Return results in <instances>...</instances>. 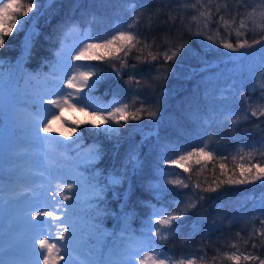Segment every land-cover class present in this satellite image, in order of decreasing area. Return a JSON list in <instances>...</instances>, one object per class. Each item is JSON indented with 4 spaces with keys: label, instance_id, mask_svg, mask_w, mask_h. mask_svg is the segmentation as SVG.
<instances>
[{
    "label": "trees",
    "instance_id": "16d2710c",
    "mask_svg": "<svg viewBox=\"0 0 264 264\" xmlns=\"http://www.w3.org/2000/svg\"><path fill=\"white\" fill-rule=\"evenodd\" d=\"M159 1L147 0L145 16L157 8L163 9L165 13L175 8L174 0H171L170 4ZM98 2L97 8L92 6L88 9L94 7L100 15L97 22L105 25H110L111 22L107 16L110 9H127L128 6L126 0ZM228 2L231 4L234 0ZM245 2L251 7L259 3V0ZM88 3L86 0H41L42 7L29 13L23 30H14L11 35L5 37L6 44L0 48V188L2 179H17L34 186L47 176L52 184V178L58 172L63 174V183L78 181L79 186L74 190L76 199L63 201L60 196V200L68 204L69 209L72 205H77L78 208L71 217L82 220L84 229L89 230L88 237L82 241L85 246L84 253L92 256V260L87 264H120L119 254L115 251L116 241L128 240L129 237L146 238L151 227L150 222L154 223L155 220L154 213L166 211L170 214L178 205L183 206L189 197L198 199L200 190L194 188L195 183H200L203 188L213 183L217 177L226 179L221 175L220 163L226 165L224 171L229 175L233 173V169L235 174L239 175L240 169L235 165L240 161L237 159L233 162L231 157L238 153L241 146L264 136V117H251L249 113L248 120L241 119L233 126L231 121L236 116H244L245 105L241 103L240 94H235L234 100L221 108V104H216L219 93L212 92L211 87L214 85L211 82L223 80L228 76L237 78V82H240L246 74L253 77V81L260 78V72L264 69L260 67L259 46L242 50L247 54L238 58L237 53L230 52L219 44H213L205 36L192 35L185 26L189 15L194 13L192 11L184 14L185 24H181L179 20L175 24L171 21L164 23L168 17L161 15L154 22L150 32L146 30V19L142 16L139 24L142 38L147 36V42L151 43L152 37H155L161 53L167 47L163 43L165 35L173 43L178 44L181 40L186 42L185 47L173 61L165 62L161 56L151 64H139L135 56L140 53L133 50L125 58L129 67L121 69L120 76L111 70L105 83L94 89L90 96L102 101L105 99L101 94L102 90L121 85L122 89L131 91L129 111H135L142 100L146 106H152L153 110L158 112V119L142 116L138 121L129 120L117 134L111 136L89 124H81L77 133L67 141L59 132L50 134L65 143L44 142V145L37 147L38 141L34 139L32 130L42 115L40 97L43 95L47 100L49 96L44 94L60 85L61 73L54 62L56 50L61 44V33L68 21L75 18L74 15L78 14L82 7L88 6ZM142 7H145L143 3L138 4L136 11L140 12ZM225 18L230 19L228 16ZM217 19L218 17L213 18L214 21ZM192 24L194 32L195 22ZM215 28L216 24L213 22L209 25L208 34H212ZM224 36L221 28V36L217 39ZM26 38L30 42V54L24 53ZM243 38L251 40L252 35L246 33ZM230 39L235 43L234 32ZM149 50L156 52L153 47L145 49L144 55H147ZM132 64H137L134 73L130 68ZM161 67L166 68L167 72L157 73L155 69ZM130 75H135L136 79L141 81L139 87L135 83H125ZM156 76L164 78L153 80L152 77ZM208 80L211 89L205 92L207 95L204 96L201 89L208 84ZM145 81L152 86L148 87ZM119 88L117 87V92H120ZM246 92L248 97L252 96ZM254 93H258L255 100H259L252 103L249 98L253 106L264 105V99H260L261 89L258 88ZM133 100H136L134 106ZM77 115L78 118L64 114L68 121L67 130L75 126L77 120L91 119L90 116L81 118ZM62 125L60 123L58 126ZM59 127L56 128L63 131ZM77 136L80 138L77 139ZM197 136H204L206 140L211 138L208 150L213 151L214 147L218 146L219 150L215 152V156L226 159H214L203 168L193 161L189 167L190 172L184 171L181 178L190 185L188 188L169 184L161 194H156L151 182L154 179L153 163L159 144L177 141L187 146L193 144ZM73 140L75 143H71ZM94 148H99L100 153L94 161L89 162L90 152ZM245 151H248L247 147ZM130 156H135L136 160L130 162ZM259 160L260 157L257 156L253 163ZM136 161L138 164L134 168ZM189 175L191 180L185 179ZM113 177H121V183L109 185ZM105 185L108 187L103 193V200H96L92 194L93 187ZM64 194L71 196V192L66 190ZM21 195L9 197L0 193V203L15 212L16 210L10 207L23 198ZM57 195L59 196L58 192ZM206 197L178 222V235L159 242V250L173 259L189 254L199 258L200 255L206 254L204 264H232L226 259L220 260L216 249L219 248L221 254L231 251L227 245L235 240L245 255L251 252L264 259V248L258 246L253 249L251 241L247 246L243 243V239H248L253 227H261L259 218L254 223L251 218L260 217V209L264 206V183L257 181L252 184L222 185L218 192L206 194ZM94 206L106 209L100 220L91 219ZM93 224H99V230L94 229ZM0 228L22 229L20 225L5 223L2 216ZM151 231L154 232L155 229L151 228ZM237 232L243 239L236 237ZM255 239L259 245L260 238L257 236ZM0 240L5 241V246L0 251V264H16L19 259L30 261L32 245L16 248L7 241L3 232H0ZM26 255L30 258H25ZM213 257L217 259L213 261ZM168 264H172V260H169Z\"/></svg>",
    "mask_w": 264,
    "mask_h": 264
},
{
    "label": "snow or ice",
    "instance_id": "6c2138e0",
    "mask_svg": "<svg viewBox=\"0 0 264 264\" xmlns=\"http://www.w3.org/2000/svg\"><path fill=\"white\" fill-rule=\"evenodd\" d=\"M162 2H171V0H162ZM175 8L169 9L167 13L163 9L157 8L155 11L147 13L145 16V8L147 5V0H126L127 9L126 11L132 13L130 19L125 22L118 24L109 33L104 36L96 37L95 39L89 37L87 43H83L82 46L76 45L78 48L75 55L69 54L68 64L66 66V73L60 79L59 88L45 93L50 98L45 100L43 95L40 97V107L42 109L41 118L36 122V138L42 142H56L65 143L64 141H59L58 137L50 135L52 133L59 132L61 136H65L67 141L69 137L77 133L78 128L81 124H89L94 129H98L106 135L111 136L112 134H117L119 129L124 127L129 120L138 121L142 116H146L149 119H158V112L153 110L152 106H146L145 101H140V106L135 109V111H129V105L123 103L122 101H117L111 106L109 110L108 105H102L94 102L92 97L89 95L96 86L104 79V75L101 73L99 64H92L91 61H101L108 62L110 68L115 70L117 76H120L121 69L128 68L126 57L135 50L139 55L135 56L136 61L139 64H151L153 61H157L158 58L162 56L165 62L173 61L178 53L185 47L186 42L180 41L178 44L173 43L167 35L163 38V43L167 45L165 50L161 53L159 51L160 45L156 43V38L152 37V42L148 43V37L143 36L139 28V24L142 16L146 19L145 28L147 31H151L154 22L161 16L167 15L168 20L164 23L171 21L175 24L177 20L181 24H185V13L192 11L195 14L191 15L185 25L187 30L194 36H205L207 40L211 41L213 44H219L224 49L230 52L237 53L238 58L246 55V51L253 49L257 46L260 48L261 52V65L260 67L264 69V0H259V3L253 4L251 7L245 0H234L233 3H229L228 0H195V3H187L186 0H174ZM143 3L145 7L141 8L140 12L136 11L137 5ZM42 7L41 0H0V48H3L6 44L5 37L11 35L13 31L20 32L23 30L24 25L28 22L29 13L33 10H39ZM175 13V14H174ZM228 16L230 19H226ZM214 17H218L217 20H213ZM97 18L93 15V22ZM192 22H195V31H192ZM215 22L216 28L212 34H208L209 25ZM221 28L225 33L223 38L219 40L217 37L221 36ZM76 26L72 25L69 31H75ZM235 33V43L232 42L230 37L232 33ZM246 33L252 35V39L249 40L245 37ZM98 41V42H97ZM29 40L26 38L24 44V53L30 54ZM156 48V52L153 53L151 50L144 55L145 49ZM23 54V53H22ZM71 61H83L84 63L72 64ZM119 62V67L117 63ZM132 72L134 73L137 64H132L130 66ZM95 69V70H94ZM157 73L167 72L166 68L155 69ZM70 73V74H69ZM161 76L152 77L153 80H159ZM127 84L135 83L138 87L141 85V81L136 79L135 75H130L128 80L125 81ZM148 87L152 85L147 81L144 82ZM257 83L261 89L260 99H264V71L260 72V78L257 79ZM68 89L69 91H66ZM87 89V91H84ZM241 103L245 105L244 116H236L235 119L231 121L233 126L237 125V122L241 119L248 120L249 113L251 117H264V105L253 106L250 102L249 97L244 93H240ZM136 100H133V106ZM77 105H81L80 111H86L88 107L94 110L88 113L90 117H99V123L95 119H88L85 121L77 120L75 126L68 129L66 132L60 131L58 128L54 127L57 121L62 124L67 123V118L64 116V110L66 108L74 109ZM118 105V106H116ZM227 119V117H226ZM44 133L41 136L40 133ZM80 137L77 136V139ZM210 141L204 140L201 142L200 146L191 148L190 151H181L175 156V159L169 158L164 161L168 165H176L185 172H190V168L185 167L193 161L195 164L205 167L209 161L214 159L224 160L225 157H216L215 152L219 150L218 146L214 147L213 151H209ZM75 143V140L71 141ZM248 151H245V148ZM100 153L99 148H94L90 152V160L94 161ZM259 156L260 160L253 163L255 157ZM232 160L235 162L239 159L240 163L236 164L235 167L240 169L239 175L235 174V169L233 173L229 175L224 171L226 165L220 163L219 167L221 170V175L225 176L226 179H221L219 177L213 183L207 185V187H201L200 183H195L194 188L199 189L198 199L188 198L184 202L183 206L178 205L175 210L170 214L166 211H157L154 213V223L150 222L151 227L149 229V234L146 238L137 239L136 237H129L128 243L124 247L123 259L120 264H168L169 260H172V264H204L205 255L189 254L187 256H181L179 259H173L168 257L165 253L160 251L161 248L160 241H166L169 238H174L179 234V221L181 218L185 217L190 210L195 209L200 201L205 200L206 194L216 193L221 189L222 185H242V184H252L257 181L264 183V136H261L259 140L250 142L243 145L238 150L236 155H232ZM135 156H130L129 161H135ZM138 161L133 164L135 168ZM179 176L181 174L176 173ZM213 175H215V170H213ZM185 179L191 180V175ZM121 177H113L109 181V185H118L121 183ZM168 183L183 188H188L190 185L185 183L184 179H172ZM79 186L78 181L76 183L65 181L62 185H57L59 196H62L63 201H72L76 199L75 189ZM94 186L92 190L93 197L96 200H103V193L105 188ZM71 192V196L65 195L64 191ZM50 199L55 202L52 210L41 211L36 210L32 213V219L37 217H48L50 222L58 224V234L53 237L51 235L45 234L42 238L36 239L35 243L39 244V250L35 247L32 249L36 260L32 264H60L63 261L64 264H73L71 255L69 253V248L71 247L70 238L75 237L76 228L69 222L68 212L70 211L69 205L64 204L57 198V192H53ZM58 211H63L64 218L57 215ZM92 211L94 215L91 217L93 220H100L102 216L106 213V209L94 206ZM259 218V223L261 227L259 229L253 227V229L248 234V239H243L240 237V233L237 232L235 235L239 239H243L245 246L251 241V247L256 249L258 246L264 248V206L260 209V217H252L251 221L254 223L255 220ZM39 222V221H38ZM215 223V221L213 222ZM94 229L99 230V224H93ZM151 228L155 231L152 232ZM259 237V245L256 243V237ZM227 247L231 251H224L221 254L219 248L216 249L217 257L220 260L226 259L232 262V264H264V259L259 256L253 255L251 252L244 254L241 252L239 245L235 240L231 241ZM64 251V255H60L61 251ZM202 251V250H201ZM164 258H161V257ZM213 257V261L217 259ZM5 264V262H4ZM81 264H86V262H81Z\"/></svg>",
    "mask_w": 264,
    "mask_h": 264
},
{
    "label": "rangeland",
    "instance_id": "374dc122",
    "mask_svg": "<svg viewBox=\"0 0 264 264\" xmlns=\"http://www.w3.org/2000/svg\"><path fill=\"white\" fill-rule=\"evenodd\" d=\"M90 1H92V0H86V2H90ZM216 1H218V0H216ZM186 2L187 3H195V0H186ZM204 2L207 3V0H204ZM159 3L164 4L167 2H161V0H160ZM170 3L171 2H168V4H170ZM82 10L83 11H80V13L78 15L75 14L74 15L75 18H71L69 23H67V26L63 30L61 44L59 45V47L56 50V60H55L56 63L54 62V64H55L56 68L60 71L61 77L64 76L66 73V66L68 64L69 54L75 55L76 51H78V48H75L74 46H76V45L82 46L83 43L89 42L88 41L89 37L95 39L96 37L106 35L110 31H112V29L115 28L118 24L127 22L131 17L130 12L124 10L123 8L111 9L107 13L108 21H111L110 25H105V23H101L99 25H94V23L92 21L93 15H95L97 11L95 9H92L93 12H90L87 10V8H84ZM194 14L195 13H193L192 15H194ZM189 16L191 17V15H189ZM72 25L76 26L75 31H69V29L72 27ZM71 63L72 64H80V63H84V62L83 61H71ZM90 63L99 64L101 66L99 70L104 75V79L95 88V89H98V88H100V86L102 84L105 83L108 76H110L111 70L113 72H115V70L110 68L108 65V62H106V61L101 62V61L93 60ZM116 63H117V67H119V62H116ZM236 77H238V76L236 75ZM252 79H253V77H251V76L248 77V75L246 74L244 79H242L240 82H237V78L228 76L223 80H218V81L214 80L213 82H211L212 85H214L211 87L212 89L210 88L211 83H209V80H208V84H206L205 86L202 87L201 93L204 94L209 89L213 90L212 92H218L219 95L216 97L218 99L216 104H218V105L221 104V108H222V106L228 104L230 101H233L234 100L233 96L235 94H240L241 92L245 93L246 91L248 92V94H252V96L249 97L251 99L252 103H255V102L257 103V100H259V99L255 100V98H257L258 93L253 94V92H256L258 90V88H260V87H259V84L257 83V80L252 81ZM59 86L60 85H58L54 88L57 89V88H59ZM119 87H120L119 88L120 92L116 91L117 90L116 86L111 87L112 89H110V90L103 91L101 94L103 95V98H105V99H103L102 101H100L99 99H95L94 96L92 97V99L94 102H97L99 104L108 105L109 110H111V106L114 105L117 101H122L123 103H127L129 105L130 101H131V91L122 89L121 85H119ZM65 90L69 91L68 89H65ZM84 91H87V89H85ZM89 95H90V93H89ZM206 95L204 94V96H206ZM116 106H118V105H116ZM80 107H81V105H77L76 108H74V109L66 108L64 110V114L68 115V116H73V117L77 116L76 118H78L77 114H79L81 116V118L89 117L88 115H86L85 111L82 112L79 110ZM87 110L86 111L88 113H90L94 109L91 107H88ZM90 118L95 119L96 122L99 123V117H90ZM57 122H59V121H57ZM60 123L61 122L56 123L54 125V127H59L58 125ZM67 127H68L67 124L63 123V125L59 128L63 131H67ZM32 131H33V136H35L34 139H36V142L38 141L37 147H39V145H44V142H42L36 138V126L35 125H34ZM41 134H42V132L40 133V135ZM204 140H206V138L204 136H197L193 140V144H190L187 146H183L180 144V142H177V141H168L166 143L159 144L158 149H157V153L155 156V160L153 163L154 179L151 182V185L153 186L156 194H161L165 189H167L168 185L170 184V183H168L169 180L176 179V178L181 179L183 176V172H184V169H182L176 165L170 166V165L164 163V161L169 159V158L175 159V156L177 154H179L181 151H190L191 148L200 146L201 142ZM194 160H195V158H193V161ZM192 162L185 164V167L189 168ZM176 173H179L181 175L177 176V175H175ZM62 176H63V174L61 172L54 174V176L52 178L51 188H50L52 194H53V192H58L57 191V185H61V190H62V184H63ZM6 183L7 184L5 185V187L8 188V190H11V191L25 190L24 188L17 189L18 184L17 183L15 184V182L10 181V179H8L6 181ZM37 187L34 189L37 192H35V191L29 192L28 191L27 193L24 194L25 197L21 201L22 204H21L20 212H17L16 215H11L12 214V213H10L11 211H6L4 213V216H6L7 218L14 217V220H16L18 222H24V223L27 222V223H30L31 225H34V229L32 232H29L27 234L24 233L21 236V238L19 237V239H12L11 240L12 244L17 245L16 248L23 247L24 245L33 243V244L37 245V250H39V244L35 243L36 239L42 238L45 234L51 235L53 237L57 236V234H58V227L59 226L57 223L50 222V218H48V217H37L35 220L32 219V213L34 211H36V210H41V211L52 210L53 205L55 204V202L50 199V196L47 195V193L45 192V190L43 188L41 189V191H38ZM17 194H19V193H17ZM57 198L60 200V196L57 195ZM263 201H264V198H263ZM263 204H264V202H263ZM77 208H78L77 205H72L70 211L68 212V217H69V222L71 223V225L75 226V228H76L75 237L70 238L71 247H75L78 249H73V250L69 249L68 251L71 255V259L73 261V264H81V262H86V264H87V262L90 259L92 260V256L90 257L88 254L84 253L83 249L85 248V246L83 245L82 241L88 237V231L89 230L84 229V226H83L84 223L82 220H78L77 217H71V215L76 212ZM26 209H29V210H26ZM71 211H73V212H71ZM57 215L61 216V219L64 218L63 211H58ZM127 243H128V240H126V239H123V241L120 240L119 242L116 241L115 251L117 250L120 253L122 259H123L124 247ZM2 246H3V244L0 243V248ZM60 255H64L63 250L60 252ZM35 260H36V257L34 255L33 261H35ZM31 264H32V262H31ZM41 264H42V261H41ZM60 264H64V262L60 261Z\"/></svg>",
    "mask_w": 264,
    "mask_h": 264
}]
</instances>
